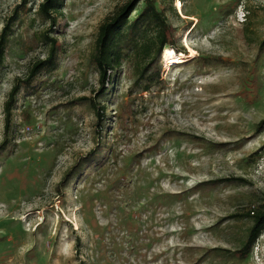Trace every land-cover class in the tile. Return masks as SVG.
Instances as JSON below:
<instances>
[{"label": "rangeland", "instance_id": "rangeland-1", "mask_svg": "<svg viewBox=\"0 0 264 264\" xmlns=\"http://www.w3.org/2000/svg\"><path fill=\"white\" fill-rule=\"evenodd\" d=\"M40 1L0 0V264H264V230L238 254L264 202V0H156L186 56L138 79L128 50L100 126L81 97L99 87L98 27L127 0H61L54 26ZM46 36L55 56L23 82Z\"/></svg>", "mask_w": 264, "mask_h": 264}, {"label": "trees", "instance_id": "trees-1", "mask_svg": "<svg viewBox=\"0 0 264 264\" xmlns=\"http://www.w3.org/2000/svg\"><path fill=\"white\" fill-rule=\"evenodd\" d=\"M139 2L144 4L142 10L134 19L130 20L129 15L136 9ZM60 5L61 0H41L37 10L40 15L48 20L49 25L54 26L56 22L55 13L59 10ZM12 18L4 23L0 31V65L4 59L5 45ZM46 38L49 41L46 58L33 63L29 69L28 77L23 82H28L41 68L51 64L56 52V39L47 36ZM262 44H264V39ZM173 46L174 40L170 34V25L163 12L156 6V0H127L118 6L112 14L104 18L98 27L92 53V61L98 74V91L93 98L81 97L93 110L96 117V126L101 125V120L104 117V105L97 100V97L107 90L110 74L120 67L127 51L134 52L137 78L141 79L149 70L153 60L159 57L160 54L171 59L186 56L182 52L175 51V53L171 49ZM18 88V84L13 85L4 102L5 135L9 130L11 111ZM260 125L264 126V119L259 121L258 126ZM246 216L251 219L252 224L245 242L238 250L241 257L247 255L264 230V202L249 210Z\"/></svg>", "mask_w": 264, "mask_h": 264}]
</instances>
